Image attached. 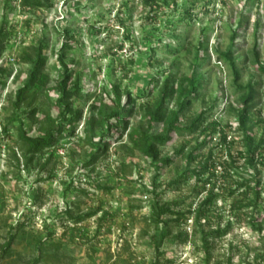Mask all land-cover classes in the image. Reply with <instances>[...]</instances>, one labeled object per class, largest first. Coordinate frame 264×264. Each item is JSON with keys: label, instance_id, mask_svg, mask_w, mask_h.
<instances>
[{"label": "rangeland", "instance_id": "1", "mask_svg": "<svg viewBox=\"0 0 264 264\" xmlns=\"http://www.w3.org/2000/svg\"><path fill=\"white\" fill-rule=\"evenodd\" d=\"M48 1L50 7L28 8L20 0H0V29L5 35L0 68L6 71L0 77V244L11 224L25 220L24 226L13 231L11 253L1 256L0 251V264H31L36 258L33 264H155L154 240L163 229L169 234L159 248L163 254L158 264H205L204 233L227 224L230 229L225 235L206 238L208 264H247L254 255L264 253L262 234L251 228V217L264 211V146L257 152L254 169L240 154L247 140L235 113L246 93L239 86L251 83L255 96L249 102V135L255 140L264 136V71L254 58L256 45L259 62L264 60V0H197L195 6L191 0ZM189 7L193 19L180 21ZM65 28L72 32L65 34ZM234 31L237 35L231 45ZM174 34L182 46L170 54L166 45L172 42L173 47ZM65 39L69 40L65 58L71 82L80 76L81 89L74 91L73 107L82 111V117L56 138L48 149L54 152L50 160L45 162V153L23 166L21 142L16 129L8 125L14 91L29 71V64L20 57L24 52L31 54L42 40V69L49 75L48 86L53 87L63 71L56 53ZM200 41L204 58L195 59ZM230 45L238 78L227 62L217 59L216 49L224 51ZM18 73L20 78L14 82ZM189 76L199 81L198 96L181 123L206 110L204 125L219 121L226 141L221 143L219 130L201 148L199 131L174 136L170 143L158 146L157 163L171 158L169 164H161L158 175L157 168L130 144L127 131L146 125V109L154 104L167 78L169 86L177 88L186 87ZM113 84L119 86L122 105L132 101L133 112L126 127L108 139L102 157L90 163V148L83 140L84 117L93 103H111ZM49 94L52 100L57 97L56 92ZM177 94L167 99V111L176 109ZM42 101L44 93H39L34 103ZM18 115L29 135L36 136L38 124L32 123L25 107ZM12 151L19 158L18 167ZM191 151L193 161L187 158ZM228 153L234 158L229 174L223 168V162L230 161ZM205 158L210 166L200 179L183 176ZM252 178L259 181L261 200L257 206L235 208L238 202L252 201L251 194L236 186L250 179L253 184ZM153 191L162 202H176L182 210H194L208 194L214 199L201 218L192 211L186 220L156 225L149 220ZM66 208L73 215L95 214L74 223L66 218Z\"/></svg>", "mask_w": 264, "mask_h": 264}, {"label": "trees", "instance_id": "2", "mask_svg": "<svg viewBox=\"0 0 264 264\" xmlns=\"http://www.w3.org/2000/svg\"><path fill=\"white\" fill-rule=\"evenodd\" d=\"M23 7H50L48 0H20ZM197 0H191V5L195 6ZM75 10H78L79 3L76 1L74 5ZM193 19V9L192 7L185 8L183 10V17L179 19L180 21L190 22ZM242 23V20L239 21V25ZM65 34L72 32V29L65 28L63 30ZM237 33L234 31L230 37L231 45L234 43ZM2 29H0V52H1V43L4 38ZM173 42L175 44L172 47V42H169L166 45V51L172 53L177 51L178 48L182 46V41L179 35H171ZM68 39H65L62 44V50L56 53V60L58 65L62 67L63 71L61 72L60 79L56 84L51 87L48 86L49 75L43 71V66L45 63V56L43 55V46L44 43L42 40L38 43L37 46L32 47V53L24 52L20 57L23 62L29 64V71L27 76L23 79L21 85H19L14 91V99L11 104L13 107V117L8 118V125L16 129L18 139L21 142V153L24 158L23 166H28L32 160L41 154H45V162L51 159L53 156V151H48V149L54 146L56 138L60 137L62 134H65L68 126L73 125L77 121L81 120L82 111L79 109H74L73 107V94L74 91L81 89L80 85V76L78 75L76 79L71 82L70 72L68 63L65 58V50L69 47ZM200 46L196 49L195 59L204 58L202 54L201 45L202 42H199ZM231 45L227 47L224 51L217 52V59L227 62L235 75V78L239 77V69L236 67V60L233 57V50ZM256 45L254 46V58L258 63V68L264 71V60L259 62L258 52L256 50ZM197 60L194 61V66H197ZM195 73V71H193ZM6 73L5 70L0 68V77L2 74ZM20 78V73L14 78V82ZM188 84L186 87L179 85L177 88L169 86V79L167 78L163 83L159 96L151 107L146 109L147 120L146 125H140L138 127L129 128L127 131V138L132 144L133 147L138 149L143 157L150 161L155 168H157V174L161 164L167 165L171 162L170 157H166L162 160V163H157L159 160V149L158 146H163L170 143L174 136L179 134H192L197 131L203 135L202 141L198 144V148H201L206 144L210 137L219 130L220 132V141L221 143L226 141V135L224 132L220 131L219 121L212 120L209 123L205 124V113L206 110H202L196 117L190 119L185 125L181 123V118L183 117L187 107L192 102L193 98L198 96V85L199 81L194 79L193 76L188 77ZM2 81H0V84ZM240 88L246 90V93L240 97L241 104L235 113L237 116V125L239 129L243 130L245 134V139L247 140V147L243 155L245 162L256 168V155L259 149L264 146V136L258 140L251 139L249 132L251 127L247 124L250 121V110L252 105L249 104L250 101L254 99L255 96V87L251 83H248L244 87L239 86ZM114 99L111 100V103H101L91 105V109L88 114L84 117L83 122V140L89 146V155L90 163L97 161L105 153V150L108 145V139L113 136L114 133L118 131V128H125L127 124V118L132 114V101L128 105H122L120 102V92L119 86L117 84L112 85ZM56 92L57 97L52 100L50 92ZM177 91L176 97V109L166 110V101L169 97H172L173 93ZM39 93H44L45 101L40 102L38 105H35L36 96ZM22 107H25V112L28 113V117L32 120V123L38 124V134L36 136L29 135L28 130L24 128L23 118L18 115V112ZM29 109V110H28ZM55 110L56 115L52 116V110ZM39 115V116H37ZM37 116V117H36ZM38 118V119H37ZM260 122V121H258ZM159 127V128H158ZM158 128V129H157ZM4 131H7V126L3 127ZM120 136V135H119ZM96 137L98 138L96 140ZM220 143V144H221ZM181 149L178 150L181 153ZM194 151H191L187 158L191 161L195 160L193 155ZM208 158L211 156L209 152ZM12 157L16 160V166L19 165V158L16 156L15 152H11ZM229 160L227 165L223 162L224 170L227 174L230 173V168L234 165V158L231 153H228ZM264 159V156L262 157ZM45 163L42 164L44 166ZM208 159L201 161L195 168L191 170H185L183 176L194 175L196 179H200L204 173L209 170ZM215 168V165L213 164ZM157 175V176H158ZM251 180V179H250ZM250 180H243L241 183L237 182L236 186L244 188V193L252 195V201L248 203L238 202L237 207L235 208H244L248 206H257V203L261 200L260 193L261 189L259 188V181L255 178H252L253 184ZM205 182H209V177L205 179ZM232 192V191H230ZM154 197L152 204L150 206V217L149 220L159 225L170 224L172 222H180L186 220L188 215L194 213L196 218H201L205 214V208L207 205H210L214 199V195L208 194L200 201L198 206L191 210L178 209V203L173 201H164L162 202L158 193L153 191ZM66 218L72 220L74 223H79L85 218L93 216L95 211L87 213H76L73 215L72 209H65ZM262 215L258 217H251V228L256 231L259 235V238L264 239V219ZM25 220L17 222L15 225H10L9 235L5 241L0 244L1 256H6L11 253L12 243L15 238V233L13 231L19 227L24 226ZM230 226L227 224L223 227L218 225L215 229H211L209 232L204 233L203 236V248L206 250V261L205 264H208L210 260V253L208 252V242L207 237H221L225 235ZM169 233L166 230H161L158 238L154 240V248L157 252V261L155 264H158V258L163 254L162 251H159L160 246L164 238ZM51 236L52 234H48ZM186 237H183L185 240ZM41 244V241L38 242L37 247ZM38 259H34L31 264L36 263ZM30 264V263H27ZM247 264H264V253L256 254L253 256L252 262Z\"/></svg>", "mask_w": 264, "mask_h": 264}]
</instances>
